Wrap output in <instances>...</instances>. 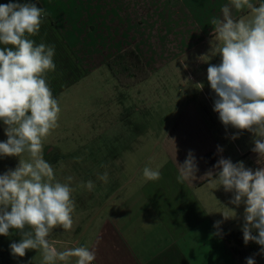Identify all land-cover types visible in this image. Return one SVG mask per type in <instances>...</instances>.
Here are the masks:
<instances>
[{
	"label": "crops",
	"instance_id": "obj_1",
	"mask_svg": "<svg viewBox=\"0 0 264 264\" xmlns=\"http://www.w3.org/2000/svg\"><path fill=\"white\" fill-rule=\"evenodd\" d=\"M9 2L0 0V4ZM11 2L35 3L47 13L39 34L30 38L36 44L55 45L56 70L48 73L47 79L56 98L88 72L107 66L116 55L113 49L116 44L120 49L126 41L135 43L134 49L143 56L150 44L159 42L157 37L160 32L164 33V28L177 31L178 27H187L190 23L202 28L198 39L210 43L213 40L210 19L221 17V8L229 0ZM252 2L258 6L261 0ZM247 15V10L233 9L236 18ZM116 30L121 31L119 40H116ZM170 38L168 42L178 43L173 33ZM197 42L192 40L190 45ZM171 123L172 131L155 135L153 152L136 166L137 174L133 179L130 175L122 184L120 178L127 166L113 147L115 141L124 139L125 135L110 133L105 147L80 153L81 164L70 167L74 177L70 186L76 189L73 192L76 203L73 230L65 232L57 228L50 235L62 237L52 240L61 250L78 242L95 251L93 264H242L224 236L242 233L244 205L236 208L229 203L233 193L201 177L210 170L218 171L214 165L221 156L230 158L233 163L243 161L246 168L253 170L264 166V157L259 159L252 151L254 135L247 136L243 131L239 132V138L232 140L238 130H231L229 126L226 129L213 108L204 113L190 104ZM4 129L0 121V132ZM189 151L197 160V179L179 183L177 163L182 164ZM208 154L216 157L213 165L205 161ZM145 166L158 168L161 178L145 180L142 175ZM69 170L66 167L64 171ZM105 171L109 175L107 183L97 179ZM88 180L95 184L92 191L78 187ZM228 208L235 210L236 217L225 220L222 213L232 214ZM216 221H222L220 229L214 228ZM217 231L220 234L213 235ZM259 252L260 248L256 264H264V254ZM75 259L69 264H75Z\"/></svg>",
	"mask_w": 264,
	"mask_h": 264
},
{
	"label": "clouds",
	"instance_id": "obj_2",
	"mask_svg": "<svg viewBox=\"0 0 264 264\" xmlns=\"http://www.w3.org/2000/svg\"><path fill=\"white\" fill-rule=\"evenodd\" d=\"M233 9L247 10L248 15L236 18ZM221 13L210 19V53L221 58L218 65L207 68V81L217 97L213 111L226 129L238 130L232 140L243 131L254 135L252 151L260 159L264 157V0L258 6L252 0H229ZM46 16L35 3L10 0L0 4V121L7 137L0 142V157L19 158L14 170L0 174V235L9 236L10 230L20 234V241L10 244L13 256L24 257L28 250H35L42 256L41 264H69L72 258L75 264H93L96 253L89 247L77 242L58 250L49 239L54 229L73 230L76 189L70 186L74 177H66L65 182L56 179L43 155L44 140L59 126L61 112L47 79L56 70L55 45L36 44L30 38L39 34ZM177 165L179 183L197 179L199 169L192 151ZM214 167L217 172L210 170L201 179L207 177L217 188L233 193L229 203L236 208L244 205L243 242L260 245L258 254H264V166L253 170L243 161L233 163L221 156ZM142 175L147 181L161 178L158 168L148 166ZM97 179L107 183L108 172ZM78 187L92 191L95 184L82 181ZM228 209L232 214L222 213L225 220L236 217L235 210ZM221 223L216 221L214 228L220 229ZM246 264H256L255 254L246 258Z\"/></svg>",
	"mask_w": 264,
	"mask_h": 264
},
{
	"label": "rangeland",
	"instance_id": "obj_3",
	"mask_svg": "<svg viewBox=\"0 0 264 264\" xmlns=\"http://www.w3.org/2000/svg\"><path fill=\"white\" fill-rule=\"evenodd\" d=\"M201 29L196 23L178 27L177 31L166 27L157 37L159 42L150 44L143 56L134 49L135 43L126 41L120 49L116 44L114 57L133 48L144 65L145 74L136 70L139 73L137 83L121 85L104 65L59 93L56 97L61 108L59 126L44 140L43 153L44 159L53 166L57 180L64 182L66 174L73 177L72 168L82 161L78 159L80 153L105 147L110 133L125 135L124 139L115 141L113 147L127 166L120 183L130 175L133 179L137 174L136 166L153 152L155 135L172 131V119L188 104L204 113L213 108L217 97L207 81V68L209 64L218 65L221 58L212 56L210 43L198 39ZM119 30H116V40L121 38ZM171 33L176 35L177 44L168 42ZM192 40L198 42L190 45ZM203 56L207 62L201 59ZM130 63L133 72L138 66L133 60ZM120 76L125 83L131 81L129 75ZM144 76L147 77L139 82ZM197 84H203V88ZM244 132L247 136L252 134ZM6 140L5 131L0 132V142ZM23 158L27 160V154ZM18 164V157H0V174L14 170ZM66 167L71 170L65 172ZM10 233L9 236L0 235V264H41L42 256L35 250H28L24 257L13 256L10 244L19 242L21 237L15 230ZM54 238L62 237H49L51 241ZM54 244L61 250V246Z\"/></svg>",
	"mask_w": 264,
	"mask_h": 264
},
{
	"label": "trees",
	"instance_id": "obj_4",
	"mask_svg": "<svg viewBox=\"0 0 264 264\" xmlns=\"http://www.w3.org/2000/svg\"><path fill=\"white\" fill-rule=\"evenodd\" d=\"M132 60L135 62V66L136 64L138 66V68H136L133 72L131 71L132 65L130 63ZM107 66L112 71L118 82L124 86L135 82L137 83L136 79L139 73H136V70L140 71L141 75L146 72L144 65L141 63L138 54L133 48H127L118 54L116 57L107 62ZM121 74L123 77L124 75H129V77H131V81H129V83H125L120 76ZM146 77L147 76L142 77L139 82ZM205 161L208 165H213L216 162V157L213 154H208L205 156ZM224 238L229 244L233 245L232 250L242 264H246V258L253 256L254 254L255 261H257V250L260 248V245L254 242H249L245 245L243 242V232L225 234Z\"/></svg>",
	"mask_w": 264,
	"mask_h": 264
}]
</instances>
